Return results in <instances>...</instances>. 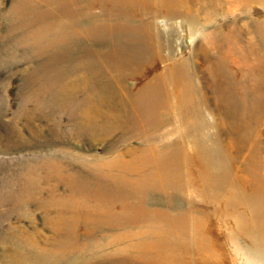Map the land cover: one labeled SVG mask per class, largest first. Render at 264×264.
Instances as JSON below:
<instances>
[{"label": "rangeland", "instance_id": "374dc122", "mask_svg": "<svg viewBox=\"0 0 264 264\" xmlns=\"http://www.w3.org/2000/svg\"><path fill=\"white\" fill-rule=\"evenodd\" d=\"M187 1L182 8L185 13L181 9L172 15L154 14L153 20H178L187 31L167 29V43L161 49L165 57L154 61L143 79L153 72L162 74L169 87L166 91H171L170 80L178 66L182 98L173 106L181 107L180 113L189 118L171 121L175 110L162 104L159 116L149 114L148 122L138 113L142 121L134 127L116 124L98 133L100 125L106 126L101 108L100 113L93 112L96 123L89 133L74 114L78 107L86 111L79 100L88 83L82 77L88 73L83 68L85 58L60 52L61 46L52 42L56 27L42 31V22L31 25L37 19V0H0V264H140L145 257L135 245L148 239L143 231L148 223L132 225L121 217H102L101 208L108 202L71 188V174L92 183L98 173L112 176L118 157L130 159L136 153L143 158L152 148L160 154L176 146L174 154L194 160L186 167L182 164L181 174L172 176L178 181L182 173L190 174L200 183V192L207 189L203 179L209 176L212 197L206 196L205 201L211 212L203 209L204 202L197 203L201 207L195 212L199 217L209 214L212 231L221 230L216 227L219 218L227 227L223 232L233 228V212L229 217L221 215L233 193L246 198L248 188L258 181L264 188V0ZM183 33L188 35L187 45L176 53ZM74 59L76 67L69 64ZM114 76L91 79L88 85H113ZM138 77L125 76L119 88L135 91L142 81ZM86 90L90 89L86 86ZM174 98L166 96L164 101L174 102ZM141 127L145 129L139 131ZM160 167L170 168L167 163ZM175 171L170 168L171 173ZM143 176L147 177L146 172ZM188 189L184 194L174 188L148 189L140 192L141 206L176 213L188 208L187 196L203 201ZM255 193L264 196V189ZM110 203L109 212L125 206L117 200ZM245 206L240 203L234 209L243 211L246 218ZM247 224L253 229L247 227L250 233L246 229L242 239L251 245L259 228L264 229V217L255 221L250 215ZM161 229L162 225L156 230ZM211 252L214 260L219 254L213 243ZM245 257L247 264L264 263V257Z\"/></svg>", "mask_w": 264, "mask_h": 264}, {"label": "bare ground", "instance_id": "6f19581e", "mask_svg": "<svg viewBox=\"0 0 264 264\" xmlns=\"http://www.w3.org/2000/svg\"><path fill=\"white\" fill-rule=\"evenodd\" d=\"M37 2L39 10L34 14L37 19L34 20L30 16L31 25L42 22V31L56 27L54 29L57 30V36L52 42L56 46H61L60 52L69 55L72 53V57L80 55L87 61V65H84L83 68L88 73L82 77L85 78L84 83L88 82L86 86L90 90H86V86H84V93L79 99L84 103L86 111L84 108L83 110L78 107L79 109H76L74 114L78 115L77 119L83 121L87 130L89 129V133L92 124L96 123L95 121L93 123L95 116L93 112L100 113L101 108L104 110L106 126L100 125V129L97 130L98 133H106L116 124L128 128L134 127L142 121L141 117H138V113L146 119L150 118L149 114L158 117L157 112L161 111L162 104L175 110L173 118L171 114V121L183 122V116L189 118V115L185 116L183 112L180 113L181 107L173 106V104L177 106L180 97L182 98V91L177 87L179 84L180 86L183 85L178 66L172 73L170 80L173 85L171 91H166L169 87L162 74L153 72L149 77L143 79L145 71L152 68L154 61L159 62L165 57V53H162L161 49L167 43L164 37L168 32L167 29L172 26L176 31H187L186 27L181 28L178 20L167 21L165 17L153 20L154 14L162 12L166 15H172L173 12H183L182 8L184 3L188 2L187 0H37ZM22 12L24 15L30 14L23 10ZM23 14L20 13V15ZM79 20L83 21L84 24H79ZM39 33L40 30L36 35ZM187 36L183 33L176 42V53L182 52L187 45ZM69 62L76 67V59L69 60ZM113 73L115 75L113 85L98 86L99 88L88 85L91 79H99V77H106ZM127 75H136L139 76V81L142 80L136 90H132L133 92L119 88L123 78ZM177 88L178 91H175ZM94 92H97L99 97H95ZM166 96L175 97V103L172 102L173 100L164 101ZM123 108H127L128 111H123ZM125 119L127 121H124ZM157 119L161 120L160 117ZM148 121L149 119H147ZM160 123L162 124V121ZM138 129L143 131L145 128ZM174 148L176 149V146L163 149L160 154H156L157 149L152 148L144 154L141 153L144 159L136 153H132L133 157L130 159L118 157V161L112 166L115 173L113 172L112 176L98 173L94 183L92 180L80 179L75 174H71V188L78 189L82 196L91 193L92 198L94 196V199L100 202H108L104 208H101L102 217L109 218L110 215L116 218L121 217L122 221L126 219L125 222H128L127 220H130L132 225H137L135 222L139 224L148 223L143 230L146 236L149 235L148 239L145 237L144 242H142L143 240L138 241V246L135 245V249L145 257L140 264H247L245 256L264 257V251H261V247L264 246V229L262 226L258 230V235L252 238L251 245L242 239L246 235V229L250 233L249 228H247L251 227L247 224L250 215L251 219L255 221H261L264 217V196H257L255 193L264 189L258 183L259 181L254 187L248 188L249 196L243 198V194L233 193L229 197L226 207L221 208L223 217H225L224 215L229 217L233 212V228L231 227V230L228 228V231L223 232L227 227L224 228L223 221L219 218L216 227H221V230L212 231V220L209 218V214H203L199 217L195 212L200 210L201 205L197 203L201 204V202L205 203L202 206L203 209H208L211 212V206L205 201L207 197H212V185L209 183V176L207 175L203 179L207 187L204 192H200V183L195 182V178H191L188 173H182L181 177L180 175L177 176L179 180L175 181L172 175H178L182 172L181 169L179 172L178 168H181L182 164V167H186L194 160L185 161V158L174 154L176 152H172L175 151ZM166 163L170 168L176 170L175 173H171L170 168L160 169V166H164ZM149 165L151 168L146 169ZM145 172L147 177L143 176ZM204 174L206 175V173ZM139 176L141 177L139 178ZM168 176H170L169 179ZM170 180L175 182L171 183ZM169 182L170 186H166ZM66 185L68 186L67 183ZM90 185L98 187L93 189ZM237 187L235 186L233 189H237ZM90 188L92 190H89ZM171 188L178 189L183 194L185 189L189 188L188 192L191 195L197 196L195 194L198 193L201 196L200 200L203 201L198 202L197 197L193 201L191 196H187L188 208L176 213L155 208L154 210H146L145 207L141 206L140 192L148 189L165 191ZM218 188L221 187L218 186ZM191 190L196 193H192ZM116 200L125 206L120 205L116 211L109 212L110 202L113 205ZM240 203L246 205L244 210L246 218L243 211L240 213L239 209H234ZM227 223L229 227L231 220L228 219ZM161 225L163 230H156ZM251 228L253 229V227ZM126 237L129 240L130 237ZM212 243L215 244V249L218 250L219 254L214 256V260H212L211 252ZM184 253L187 255H183Z\"/></svg>", "mask_w": 264, "mask_h": 264}]
</instances>
